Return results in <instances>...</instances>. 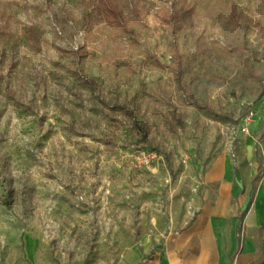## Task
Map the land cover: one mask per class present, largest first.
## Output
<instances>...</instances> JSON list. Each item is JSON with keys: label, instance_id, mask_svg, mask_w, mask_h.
<instances>
[{"label": "rangeland", "instance_id": "obj_1", "mask_svg": "<svg viewBox=\"0 0 264 264\" xmlns=\"http://www.w3.org/2000/svg\"><path fill=\"white\" fill-rule=\"evenodd\" d=\"M218 158L243 219L264 205V0H0V264L154 254L215 198Z\"/></svg>", "mask_w": 264, "mask_h": 264}, {"label": "crops", "instance_id": "obj_2", "mask_svg": "<svg viewBox=\"0 0 264 264\" xmlns=\"http://www.w3.org/2000/svg\"><path fill=\"white\" fill-rule=\"evenodd\" d=\"M206 180L217 184L216 195L188 229L174 237L166 248L151 255L132 252L133 264H264V249L253 231L264 224V205L256 199L239 218L243 198L234 183L231 164L216 159L207 169ZM26 259L39 264L35 250Z\"/></svg>", "mask_w": 264, "mask_h": 264}, {"label": "trees", "instance_id": "obj_3", "mask_svg": "<svg viewBox=\"0 0 264 264\" xmlns=\"http://www.w3.org/2000/svg\"><path fill=\"white\" fill-rule=\"evenodd\" d=\"M106 14L111 17L118 16L117 9L110 4H106Z\"/></svg>", "mask_w": 264, "mask_h": 264}]
</instances>
